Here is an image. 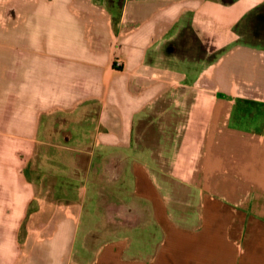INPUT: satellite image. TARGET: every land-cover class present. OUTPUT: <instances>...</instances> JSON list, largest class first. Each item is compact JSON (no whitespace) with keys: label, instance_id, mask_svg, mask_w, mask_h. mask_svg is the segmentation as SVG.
<instances>
[{"label":"crops","instance_id":"1","mask_svg":"<svg viewBox=\"0 0 264 264\" xmlns=\"http://www.w3.org/2000/svg\"><path fill=\"white\" fill-rule=\"evenodd\" d=\"M262 5L0 22V264H264V47L238 32Z\"/></svg>","mask_w":264,"mask_h":264},{"label":"rangeland","instance_id":"2","mask_svg":"<svg viewBox=\"0 0 264 264\" xmlns=\"http://www.w3.org/2000/svg\"><path fill=\"white\" fill-rule=\"evenodd\" d=\"M51 1L52 0H0V22H27L30 20L29 11H32L35 6H44ZM238 32L244 42L264 47V5H262L256 12L250 14L242 22L238 28ZM263 117V113L256 116V118L259 119H262ZM84 162L85 159H83V164ZM96 224L100 225L101 222ZM105 225L106 223L102 222L100 226L105 227ZM24 231L25 228L22 229L20 234H24ZM106 239V237H95L94 241H92L99 244Z\"/></svg>","mask_w":264,"mask_h":264},{"label":"trees","instance_id":"3","mask_svg":"<svg viewBox=\"0 0 264 264\" xmlns=\"http://www.w3.org/2000/svg\"><path fill=\"white\" fill-rule=\"evenodd\" d=\"M222 1L228 3V2H232L233 0H222Z\"/></svg>","mask_w":264,"mask_h":264},{"label":"built area","instance_id":"4","mask_svg":"<svg viewBox=\"0 0 264 264\" xmlns=\"http://www.w3.org/2000/svg\"><path fill=\"white\" fill-rule=\"evenodd\" d=\"M115 64H117V65L120 64V61L116 60V61H115Z\"/></svg>","mask_w":264,"mask_h":264}]
</instances>
